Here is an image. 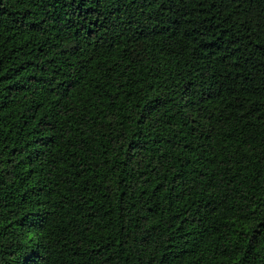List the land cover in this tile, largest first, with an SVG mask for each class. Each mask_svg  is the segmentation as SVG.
I'll list each match as a JSON object with an SVG mask.
<instances>
[{
    "label": "trees",
    "instance_id": "1",
    "mask_svg": "<svg viewBox=\"0 0 264 264\" xmlns=\"http://www.w3.org/2000/svg\"><path fill=\"white\" fill-rule=\"evenodd\" d=\"M0 264H264V0H0Z\"/></svg>",
    "mask_w": 264,
    "mask_h": 264
}]
</instances>
